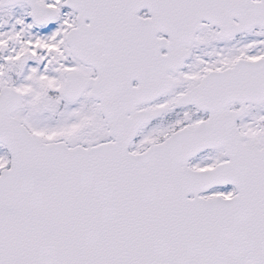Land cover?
I'll list each match as a JSON object with an SVG mask.
<instances>
[{"label":"snow or ice","instance_id":"6c2138e0","mask_svg":"<svg viewBox=\"0 0 264 264\" xmlns=\"http://www.w3.org/2000/svg\"><path fill=\"white\" fill-rule=\"evenodd\" d=\"M0 264H264V0H0Z\"/></svg>","mask_w":264,"mask_h":264}]
</instances>
